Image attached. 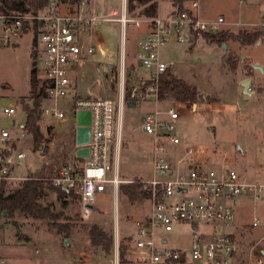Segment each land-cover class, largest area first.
<instances>
[{
	"label": "rangeland",
	"instance_id": "rangeland-1",
	"mask_svg": "<svg viewBox=\"0 0 264 264\" xmlns=\"http://www.w3.org/2000/svg\"><path fill=\"white\" fill-rule=\"evenodd\" d=\"M193 2L198 4L201 20H224L225 24L219 32L237 34L240 31L264 29V0H185L184 10L191 8ZM77 8L61 4L60 11L69 13ZM84 9L86 15L95 17L99 24L96 31L85 29L83 32L86 42L90 38L94 52L85 55L75 66L73 94L80 99L115 100L118 68L123 57L126 65V98L128 91L147 78V70L136 59L147 25L141 22L142 18H135L127 11V18L133 21L123 27L116 20L122 15L123 0H91ZM173 11L171 0H158L159 18L164 19ZM202 37L203 41L193 46L170 42L162 46L159 53L163 61L174 63L172 72L195 87L202 94L204 102L187 104L165 98L156 105L148 98L138 100L132 106L124 105L119 157L120 177L123 180L137 183L152 177V142L141 128L142 119L154 109L166 110L171 107L179 116L173 134L183 143L174 147H191L194 150L192 165L214 172L234 170L249 181L264 182V74L254 69L251 76L248 75L249 66L264 68V36L254 46L241 47L229 41L224 43L225 48L223 43L218 44L211 39L212 36ZM28 46L29 35L19 38L17 45L0 51V82L6 86L1 91L4 96L1 104L15 107L20 114L16 120L19 122L25 121L21 101L30 98L33 65ZM99 48L103 49V55ZM228 58L235 61L236 70L227 63ZM109 63L116 70L109 69ZM246 79L251 80V96L242 95L240 84ZM73 104L72 98L58 100L56 107L64 113L65 120L43 117L39 122L45 149L42 147L39 150L32 138L22 144L21 149L26 157L24 168L19 170L21 176L34 175L43 168L51 169L69 163L70 160L66 159L72 158L76 145L77 113ZM11 121L1 119L0 125L10 127ZM17 186L18 183L8 186V192ZM39 202L49 208L56 221L72 224L69 237L58 235L46 220L18 212L11 218L0 217V257L6 264H114V239L117 237L120 244L131 236L135 221L142 218L148 205L146 200L131 203L120 191L114 197L111 186L96 195L93 210L86 218L82 215L83 205L73 198H59L53 192L44 191ZM254 217L259 219V227L252 229ZM91 225H98L112 236L111 254L104 255L99 248L91 245L88 233L83 228ZM197 229V233H194L190 224L175 225L172 232L157 236V245L162 246L161 238H165L167 242L163 247L189 251L195 235H202L206 241H210L222 232L231 233L236 262L247 264L256 256V244L264 236V203L240 199L233 208V221L228 227L222 230L221 226L213 228L212 225L199 223ZM189 264L205 263L190 260Z\"/></svg>",
	"mask_w": 264,
	"mask_h": 264
},
{
	"label": "built area",
	"instance_id": "built-area-1",
	"mask_svg": "<svg viewBox=\"0 0 264 264\" xmlns=\"http://www.w3.org/2000/svg\"><path fill=\"white\" fill-rule=\"evenodd\" d=\"M120 18L116 19L124 27L133 21L127 18L125 0ZM245 0H240L243 2ZM87 0H79L77 10L69 13L60 11L58 0H49L47 6L37 15L31 13L3 14L0 0V51L17 45V40L29 35V53L33 69L44 82L39 117L65 120L58 110V100L72 98L76 113H89V141L74 148H87L88 156L80 161L69 163V168H60L49 178L55 188L73 191L80 196L82 215L88 217L93 210L97 194L107 186L113 189L114 197L122 184L136 183L120 177L119 157L121 149L122 110L125 101V60L119 63L118 91L115 100L101 98L80 99L73 94V72L75 66L85 56L94 52L90 38L86 42L83 32H94L99 21L88 17L84 9ZM111 19H103L108 21ZM148 31L139 46L136 59L147 70L146 81L134 86L132 97L137 100L151 98L159 104L156 86L160 75L172 71L174 63L160 58V48L170 42L195 45L203 41V35L214 36L225 24L222 18L203 21L198 14V4L184 11L174 10L166 18L142 19ZM136 25L138 22L136 21ZM103 55L104 51L99 48ZM116 70V67H115ZM150 85L146 86L147 83ZM0 82V120L12 119L10 127L0 125V186H11L30 177L21 176L25 153L22 144L31 136L25 123L16 121L20 116L15 107L1 104ZM45 103V106L42 104ZM178 114L173 108L154 109L142 119L141 128L152 142V177L137 181L148 194L146 214L135 221L134 233L127 238L129 245L127 264H189L190 260L205 264H240L235 258V244L231 233L222 232L210 241L195 235L189 251L163 247L167 240L158 235L173 231L175 225L190 224L197 233V224L205 223L222 230L233 221V208L240 199L264 203V182L249 181L234 170L214 172L191 164L194 150L171 148L183 143L173 134ZM91 206L92 209L86 208ZM259 227V219L254 217L251 228ZM256 256L247 264H264V236L256 244ZM114 264H119V240L114 239ZM0 264H6L0 257ZM245 264V263H244Z\"/></svg>",
	"mask_w": 264,
	"mask_h": 264
},
{
	"label": "trees",
	"instance_id": "trees-1",
	"mask_svg": "<svg viewBox=\"0 0 264 264\" xmlns=\"http://www.w3.org/2000/svg\"><path fill=\"white\" fill-rule=\"evenodd\" d=\"M48 1L49 0H1V11L3 14L31 13L37 15L47 6ZM58 1L70 7L79 4V0ZM184 2L185 0H171L174 9L180 12L184 10ZM126 11L135 18L153 19L158 15V0H127ZM263 36L264 29L240 31L237 34L221 31L216 34V36H212L211 39L216 40L218 44H227L229 41H234L241 47H250L261 41ZM227 63L233 70H236V63L233 59L228 58ZM253 70L252 66L248 67L249 76H251ZM147 85L149 86L150 83L148 82L146 86ZM156 86L158 88L159 97L162 99L172 98L179 103L187 104L204 102L202 94L198 92L195 87L190 86L185 81L178 78L172 71H167L160 75ZM43 96L44 82L36 71L32 69L30 76V98L29 100L21 101L25 117L24 123L25 129L31 136L36 147L42 146L43 149H45L43 146L45 139L39 126V109ZM125 101L127 104L133 105L138 102L136 97H132V91L126 93ZM45 151L47 152V150ZM66 160H70L69 163L80 161V159L73 155L72 158H67ZM69 163L51 169L43 168L39 173L31 175L26 180L18 183L17 188L12 192H8V186L5 184L1 185L0 217L11 218L14 213L18 212L35 219L46 220L48 221L49 227L55 230L58 235L68 238L72 229V224L56 221L55 216L51 213L49 208L42 206L39 200L44 191H50L57 194L59 198H73L81 202L80 196L77 193L55 188L49 180L60 168H69ZM119 191L131 203H142L149 197V194L143 190L139 183L122 184L119 186ZM83 228L87 231L90 243L93 247L99 248L104 255L111 254L113 247L112 236L98 225L83 226ZM128 249L129 245L127 239H123L119 244V264L128 263Z\"/></svg>",
	"mask_w": 264,
	"mask_h": 264
},
{
	"label": "water",
	"instance_id": "water-1",
	"mask_svg": "<svg viewBox=\"0 0 264 264\" xmlns=\"http://www.w3.org/2000/svg\"><path fill=\"white\" fill-rule=\"evenodd\" d=\"M89 0H87L88 2ZM224 48L226 47V45L223 43ZM253 69H257V70H261L260 66H252ZM250 84H251V80L250 79H246L244 81L241 82L240 86L243 89V93L244 94H251L250 91ZM133 104H128V106H132ZM196 106V105H195ZM76 124H77V130H76V145L81 146V145H85L88 143L89 141V113L88 112H78L77 116H76ZM39 150L42 149V146L38 147ZM43 154H46V151H43ZM76 155L78 157H87V149H81L78 150ZM30 176V174H29ZM86 208L88 209H92L91 206H86Z\"/></svg>",
	"mask_w": 264,
	"mask_h": 264
},
{
	"label": "crops",
	"instance_id": "crops-1",
	"mask_svg": "<svg viewBox=\"0 0 264 264\" xmlns=\"http://www.w3.org/2000/svg\"><path fill=\"white\" fill-rule=\"evenodd\" d=\"M90 1H91V0H89L88 2H90ZM126 1H127V0H125V8H126ZM123 5H124V1H123ZM122 10H123V9H122ZM174 10H175V9H174ZM113 13H115V12H113ZM147 31H148V28H146V30L143 32L144 37H145ZM28 50H29V49H28ZM29 55H30V53H29ZM30 59H31V58H30ZM260 67H261V66H260ZM108 68H109V69H111V68H112V69H115V67H114L111 63L108 64ZM131 69H133V67H131ZM258 72H259L260 74H264V68L261 67V70H258ZM4 88H6V86H4ZM241 91H242V95H246V96H251V95H253V92H251V94H244V93H243V89H242V87H241ZM194 107H196V106H194ZM89 120H90V118H89ZM172 148H175V147H172ZM81 149H87V148H78V149L74 148L72 155H73L74 157H76V158H85V157H78V156L76 155L77 151H78V150H81ZM87 155H88V150H87ZM147 210H148V206H147V208L145 209V212H144L143 216L146 214ZM143 216H142V217H143ZM1 258H2V257H1Z\"/></svg>",
	"mask_w": 264,
	"mask_h": 264
}]
</instances>
